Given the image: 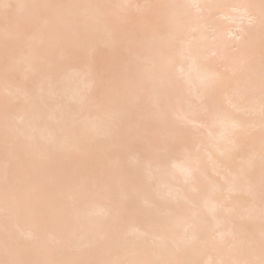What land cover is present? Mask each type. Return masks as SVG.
I'll list each match as a JSON object with an SVG mask.
<instances>
[{
  "label": "bare ground",
  "instance_id": "1",
  "mask_svg": "<svg viewBox=\"0 0 264 264\" xmlns=\"http://www.w3.org/2000/svg\"><path fill=\"white\" fill-rule=\"evenodd\" d=\"M262 20L264 0H0V262L261 264Z\"/></svg>",
  "mask_w": 264,
  "mask_h": 264
},
{
  "label": "snow or ice",
  "instance_id": "2",
  "mask_svg": "<svg viewBox=\"0 0 264 264\" xmlns=\"http://www.w3.org/2000/svg\"><path fill=\"white\" fill-rule=\"evenodd\" d=\"M10 7H11L10 5H4L5 10H7ZM261 26L264 27V20L261 21ZM0 264H2V262H0ZM261 264H264V260L261 261Z\"/></svg>",
  "mask_w": 264,
  "mask_h": 264
}]
</instances>
